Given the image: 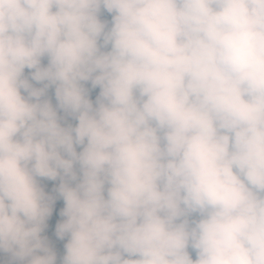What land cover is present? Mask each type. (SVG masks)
I'll return each instance as SVG.
<instances>
[{
	"label": "clouds",
	"instance_id": "obj_1",
	"mask_svg": "<svg viewBox=\"0 0 264 264\" xmlns=\"http://www.w3.org/2000/svg\"><path fill=\"white\" fill-rule=\"evenodd\" d=\"M0 264H264V0H0Z\"/></svg>",
	"mask_w": 264,
	"mask_h": 264
}]
</instances>
